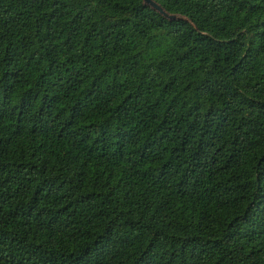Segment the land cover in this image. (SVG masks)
<instances>
[{
	"label": "trees",
	"instance_id": "obj_1",
	"mask_svg": "<svg viewBox=\"0 0 264 264\" xmlns=\"http://www.w3.org/2000/svg\"><path fill=\"white\" fill-rule=\"evenodd\" d=\"M0 0V264H264V0Z\"/></svg>",
	"mask_w": 264,
	"mask_h": 264
},
{
	"label": "water",
	"instance_id": "obj_2",
	"mask_svg": "<svg viewBox=\"0 0 264 264\" xmlns=\"http://www.w3.org/2000/svg\"><path fill=\"white\" fill-rule=\"evenodd\" d=\"M142 3L149 6L150 8H152L153 10H155L160 15H162L166 18H177V17H179L178 14L168 13L167 11L163 10V8L153 0H142Z\"/></svg>",
	"mask_w": 264,
	"mask_h": 264
},
{
	"label": "rangeland",
	"instance_id": "obj_3",
	"mask_svg": "<svg viewBox=\"0 0 264 264\" xmlns=\"http://www.w3.org/2000/svg\"><path fill=\"white\" fill-rule=\"evenodd\" d=\"M169 13V12H168Z\"/></svg>",
	"mask_w": 264,
	"mask_h": 264
}]
</instances>
